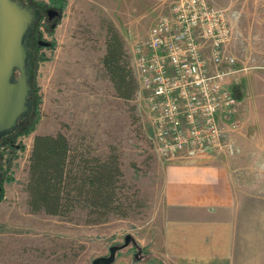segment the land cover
<instances>
[{
    "label": "rangeland",
    "instance_id": "obj_1",
    "mask_svg": "<svg viewBox=\"0 0 264 264\" xmlns=\"http://www.w3.org/2000/svg\"><path fill=\"white\" fill-rule=\"evenodd\" d=\"M18 1L29 7L26 0ZM36 1L48 3L49 0ZM207 1L223 10L232 28L228 49L236 57V63L235 72L228 76L229 88L238 98L236 83L239 77L246 80L249 122H259L258 113L264 114V98L260 97L264 93V0ZM111 2L116 11L114 20L101 17V11L82 9L78 0H66V12L62 16L74 14L77 26L62 36L57 37L55 30L49 35L46 17H42L41 40H54L55 46L38 47L34 39L29 43L36 65L37 91L32 110L24 127L0 144L4 179L0 201V264H91L94 258L107 255L111 245L122 243L125 235L130 234L136 240L140 229L161 206L163 159L153 147L145 93L137 83L132 99L117 97L101 63L105 26L111 22L123 38L133 68L134 45L145 39L149 26L156 20H152L157 12L153 8L155 2ZM160 5L162 10L157 17L168 10L170 0ZM54 51L63 57L51 80L42 76L41 66L54 58ZM235 117L239 119L238 115ZM29 126L32 128L29 133L22 132ZM38 132H62L73 144L83 141L95 156L106 155L113 148L122 172L117 191L127 204L128 216L112 215L107 222L88 225L77 217L69 221L44 212H31L26 191L28 158ZM11 139L20 147L7 144ZM260 190L264 193V187ZM242 206L238 211L240 233L233 254L219 264H264V194L259 200H244ZM124 252L132 253V250L127 247Z\"/></svg>",
    "mask_w": 264,
    "mask_h": 264
},
{
    "label": "built area",
    "instance_id": "obj_2",
    "mask_svg": "<svg viewBox=\"0 0 264 264\" xmlns=\"http://www.w3.org/2000/svg\"><path fill=\"white\" fill-rule=\"evenodd\" d=\"M231 37L223 10L207 0H171L134 45L133 71L159 157L236 154L237 97L227 83L236 63Z\"/></svg>",
    "mask_w": 264,
    "mask_h": 264
},
{
    "label": "crops",
    "instance_id": "obj_3",
    "mask_svg": "<svg viewBox=\"0 0 264 264\" xmlns=\"http://www.w3.org/2000/svg\"><path fill=\"white\" fill-rule=\"evenodd\" d=\"M127 1L123 0L124 3ZM135 1L155 2L153 8L157 12L152 18L156 19L153 25L159 19L160 4L167 0ZM110 3L113 2L78 0L82 9L101 11V17L114 20L115 6ZM76 26L74 14L63 15L55 27V35L62 36ZM98 27L101 28L100 18ZM54 52V58L41 66L42 76L51 80L63 57ZM236 90L235 115L240 121L235 135L236 154L194 157L183 154L170 160L162 158L161 206L152 220L140 229L138 238L135 236L147 252L158 258L134 261L131 252H124L117 255L112 264H159L160 259L165 264H219L231 257L240 233L237 217L238 211L243 208L241 203L244 200H259L264 194L260 190L264 187L260 182V178L264 180V114L258 113L260 121L250 123L251 112L247 113L246 101L249 96L244 78L239 77ZM260 97L264 98V93ZM251 104L254 105L252 100ZM252 108L255 109V106Z\"/></svg>",
    "mask_w": 264,
    "mask_h": 264
},
{
    "label": "trees",
    "instance_id": "obj_4",
    "mask_svg": "<svg viewBox=\"0 0 264 264\" xmlns=\"http://www.w3.org/2000/svg\"><path fill=\"white\" fill-rule=\"evenodd\" d=\"M26 2L34 11L35 18L28 27L26 45L24 44L27 49L25 63L30 87L29 107L27 114L20 116L13 128L0 133V144L15 136L20 127H24L32 110L33 96L36 95L37 89L34 84L36 65L29 48L30 41L34 39L38 47L55 46L54 40H41L43 38L39 30V20L46 17L47 31L49 35H53L66 7V0H49L48 3L36 0ZM49 8L57 10L59 15L48 20L46 10ZM105 28V52L101 58L104 72L113 86L115 95L130 100L136 92L137 82L123 38L111 22H107ZM16 76L15 71L12 80ZM31 129L29 126L22 132L29 133ZM9 143L16 148L20 147L14 144L13 139L7 142ZM121 176L118 156L113 152V148L106 155L95 156L90 154L83 141L73 144L62 132L36 134L28 158L26 191L29 209L33 213L44 212L69 221H74L77 217L83 224L88 225L107 222L112 215L127 217V204L117 191ZM7 180L10 178L7 177ZM3 181L2 177L0 201L3 196ZM127 247L132 250L134 261L158 258L140 246L134 237H131L126 247L117 251L116 256ZM159 261V264H165L162 259Z\"/></svg>",
    "mask_w": 264,
    "mask_h": 264
},
{
    "label": "water",
    "instance_id": "obj_5",
    "mask_svg": "<svg viewBox=\"0 0 264 264\" xmlns=\"http://www.w3.org/2000/svg\"><path fill=\"white\" fill-rule=\"evenodd\" d=\"M58 15L57 10L46 11L48 20ZM34 20V11L20 1L0 0V133L13 128L20 116L28 111L30 87L24 41L28 27ZM15 71L17 76L12 80ZM131 237L130 234L125 235L122 244L111 245L107 255L94 258L91 264H112L117 251L126 247Z\"/></svg>",
    "mask_w": 264,
    "mask_h": 264
},
{
    "label": "flooded vegetation",
    "instance_id": "obj_6",
    "mask_svg": "<svg viewBox=\"0 0 264 264\" xmlns=\"http://www.w3.org/2000/svg\"><path fill=\"white\" fill-rule=\"evenodd\" d=\"M49 9H52V8H49ZM55 10V9H54ZM47 11V10H46ZM55 17H57V16H55ZM54 17V18H55ZM2 177H3V169L1 168V161H0V180L2 179Z\"/></svg>",
    "mask_w": 264,
    "mask_h": 264
}]
</instances>
